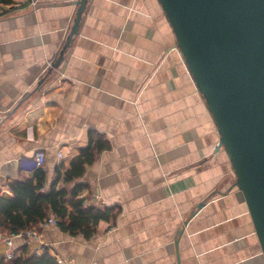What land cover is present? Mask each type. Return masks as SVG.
Returning <instances> with one entry per match:
<instances>
[{"label": "crops", "instance_id": "obj_1", "mask_svg": "<svg viewBox=\"0 0 264 264\" xmlns=\"http://www.w3.org/2000/svg\"><path fill=\"white\" fill-rule=\"evenodd\" d=\"M1 1L0 195L33 174L37 150L47 189L91 132L109 147L76 183L84 205L115 215L89 237L41 226L40 241L16 238L14 251L42 246L67 264H264L159 0H88L70 43L78 0Z\"/></svg>", "mask_w": 264, "mask_h": 264}, {"label": "water", "instance_id": "obj_2", "mask_svg": "<svg viewBox=\"0 0 264 264\" xmlns=\"http://www.w3.org/2000/svg\"><path fill=\"white\" fill-rule=\"evenodd\" d=\"M87 1H77L67 43ZM159 2L214 119L264 255V0Z\"/></svg>", "mask_w": 264, "mask_h": 264}, {"label": "trees", "instance_id": "obj_3", "mask_svg": "<svg viewBox=\"0 0 264 264\" xmlns=\"http://www.w3.org/2000/svg\"><path fill=\"white\" fill-rule=\"evenodd\" d=\"M1 1V0H0ZM9 3L10 0H2ZM89 134L87 145L79 149L69 166H55V177L45 189L46 173L42 167L35 168L32 175L8 183L12 193L6 197L0 195V228L8 233H18L29 228L41 231L44 221L53 214L57 225L71 235L91 236L101 220L111 221L113 213L110 208L101 209L84 205V198L78 197L83 185L76 183L85 172V166L91 164L98 153L108 149L109 144L102 135ZM59 182L62 185H58ZM111 219V220H109ZM0 264H58L56 257L48 250L40 254L32 252L28 244L23 245L21 252L7 260L0 254Z\"/></svg>", "mask_w": 264, "mask_h": 264}, {"label": "built area", "instance_id": "obj_4", "mask_svg": "<svg viewBox=\"0 0 264 264\" xmlns=\"http://www.w3.org/2000/svg\"><path fill=\"white\" fill-rule=\"evenodd\" d=\"M58 158H61V153H58ZM45 163V153L43 150H37L35 152L34 158L32 160V164L35 168L43 167ZM79 197H82V194H79ZM50 225H57V219L53 214H50L49 217L44 221L42 227H48ZM42 232L37 230L36 228H29L27 230L20 231L18 233H8L0 228V250H2L1 254L5 256L7 260H10L16 256V252L14 251V240L16 238L25 237L27 239H32L35 241H40L42 237ZM42 246H39L32 250V252L36 254H40L43 249ZM58 264H67L63 258L56 256Z\"/></svg>", "mask_w": 264, "mask_h": 264}]
</instances>
